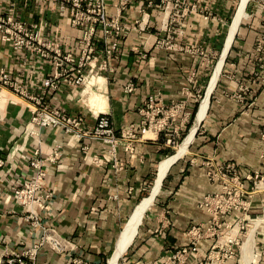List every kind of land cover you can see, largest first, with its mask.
Instances as JSON below:
<instances>
[{
    "label": "crops",
    "instance_id": "1",
    "mask_svg": "<svg viewBox=\"0 0 264 264\" xmlns=\"http://www.w3.org/2000/svg\"><path fill=\"white\" fill-rule=\"evenodd\" d=\"M173 1L137 0L120 13L118 0H104L108 17L118 18L125 27L119 56L107 59V45L98 31L96 59L92 63L95 68L92 72L89 66L83 70L86 81L82 86L61 79L58 90L46 88V79L54 75L53 61L32 50H14L1 35L0 69L32 97H43L44 107L82 116L88 130L96 127L100 114H107L118 137L123 126L140 123L139 111L147 101L167 106L184 100L191 111L214 64L210 56L220 51L215 66L219 63L236 11L222 47L225 20L235 0H185V10L178 18ZM59 3L0 0V15L14 5L17 20L29 28L35 26L40 40L61 43L63 52L78 60L84 29L71 25L70 14L61 12ZM256 7L251 23L236 35L227 56L229 61H224V73L221 72L213 97L210 95L208 117L202 122L206 120L192 156L171 168L165 191L147 212L125 264H169V257L190 246L189 230L208 223L210 217L201 203L207 195L218 193L220 186L209 181L200 162L191 164V160L231 162L243 177L255 172L264 176V51L259 54L256 50L264 38V5L258 3ZM104 62L107 68H102ZM67 67L75 77L76 67ZM130 83L136 86L132 94L125 91ZM34 106L32 99L26 100L9 90L0 95V157L5 160L0 168V261L8 253L39 243L46 231L54 230L65 240V250L43 247L38 264H107L153 176L156 174L154 185L159 175L160 162L169 147L165 135L149 134L135 141L133 152L125 149L123 141L115 147L90 138L78 142L62 127L33 125ZM57 144L62 145V157L47 165L44 181V191L51 193L52 198L48 208L34 209L39 225L33 226L29 209L11 196L16 187L33 178L30 160L35 151L39 149L41 158H45ZM190 153L189 150L187 155ZM252 185L247 182L248 190ZM263 207L264 189L253 194L249 212L251 219L258 218L255 230L250 234L246 231L251 240L246 248L252 252L250 264H264ZM241 216L226 220L233 225ZM234 228L220 240L221 244L244 236L234 233ZM215 242L214 238L202 240L198 253L190 255L186 264H201ZM244 244L238 259L227 264H248Z\"/></svg>",
    "mask_w": 264,
    "mask_h": 264
},
{
    "label": "built area",
    "instance_id": "2",
    "mask_svg": "<svg viewBox=\"0 0 264 264\" xmlns=\"http://www.w3.org/2000/svg\"><path fill=\"white\" fill-rule=\"evenodd\" d=\"M50 1V0H46ZM59 9L63 13L71 16V25L74 28H83L84 33L81 39V56L77 60L73 54H65L59 42L50 40L42 41L36 32V27H27L16 18V11L12 5L8 11L0 15V35L6 43H11L14 50H32L46 60H52L54 64V75L46 79L44 86L48 89L58 90L60 80L72 83L76 86L85 84L86 76L83 70L91 67V72L95 68L92 63L96 59L97 34L101 31L102 38L107 45V59H117L120 51V39L124 31V26L118 18H110L106 13L104 0H59ZM137 0H118L119 12L126 11L133 2ZM150 3L152 0H148ZM264 5V0H260ZM173 10L176 17H180L185 10V0H174ZM209 16H206L207 20ZM259 54L264 51V38L256 47ZM67 65L75 66V77L70 75ZM102 68H107L104 62ZM9 90L20 95L26 100L35 101V108L32 111V124L37 127H62L66 134L80 142L83 138L100 140L105 144L115 147L119 141L125 142V149L129 152L134 150V142L148 137L149 134L159 137L165 135L166 145L174 144V137L179 135L180 127L186 125L191 118V111H188L187 102L184 100L172 102L170 105H161L150 100L140 109L142 120L138 125L130 124L123 126L120 136L116 135L115 128L107 114H100L97 117V124L93 130L84 127L82 116H70L62 113L59 109L50 110L43 106V97H32L29 91L18 82L11 79L9 74L0 69V95L2 91ZM245 90V88H242ZM126 93L132 94L136 91L133 83L127 85ZM261 137L264 140V126ZM62 145L57 144L53 148L52 154L41 158L40 150L37 149L30 160V167L33 178L23 182L13 190L12 199L29 209V218L33 221V226H38V215L35 208L46 209L52 194L44 191V181L47 175L48 164L56 163L62 157ZM264 164V155L261 156ZM201 163L207 171V177L212 184H218L220 191L204 197L201 207L209 215L207 224L193 226L189 232V247L178 250L169 257V264H186L190 255L198 253L199 243L207 238L216 239L210 253L201 264H227L230 260H237L239 251L241 252L244 243V236L230 239L227 243L221 244L220 240L241 221L249 223L252 196L257 191L264 189V176L255 172L253 175L243 177L237 165L231 162L216 164L213 159L202 158L193 159L191 164ZM5 164V160L0 157V168ZM247 182H252L251 190L247 188ZM264 208V207H263ZM241 214L236 223L228 222L226 218ZM248 217V218H246ZM264 217V212H263ZM245 232V227L242 228ZM241 232V233H242ZM49 246L56 251H64L66 242L54 230H48L39 243L19 252H11L0 261V264H38L39 251Z\"/></svg>",
    "mask_w": 264,
    "mask_h": 264
},
{
    "label": "bare ground",
    "instance_id": "3",
    "mask_svg": "<svg viewBox=\"0 0 264 264\" xmlns=\"http://www.w3.org/2000/svg\"><path fill=\"white\" fill-rule=\"evenodd\" d=\"M251 0H241L239 3V6L236 10L235 16L233 17V20L229 27V32L226 37L225 45L223 47L219 63L212 74V79L210 81L209 87L206 96L203 98V100L200 103L199 110L195 119V125L194 127L189 131L188 135L184 139V141L179 144L176 148V152L173 155L166 156L161 162L159 166V172L158 177L155 180V183L147 197L142 199L136 206L134 212L130 216L129 220L125 224V227L122 231V234L117 242L116 247L114 248V251L112 255L110 256L107 264H119V261L124 256L127 248L132 244V242L135 240L136 235L138 233L139 227L142 224L145 214H147L146 211H149L154 203L155 199L158 196V194L162 191L163 183L167 175L169 174L172 166L180 159L184 158L189 153V148L194 142V138L196 134L198 133L199 127L201 126L203 120L206 118V115L209 110V101H210V95L214 91L217 82L219 80V77L222 72L223 64L225 59L228 56V53L230 49L232 48L233 41H235L236 35L238 33V30L240 29L242 23L244 20L249 18L248 13V5ZM248 218V217H246ZM258 221L251 220L249 223H244L241 221L236 227L234 228V233L238 234L239 230H242V228L245 227L249 234L255 230V227L258 225ZM231 233V232H230ZM247 238L245 241V244L243 246V250H245L247 247H249L247 244L251 242L248 234H246ZM236 237V236H235ZM246 261L248 264H250V259L252 257V252L245 250ZM244 258V259H245Z\"/></svg>",
    "mask_w": 264,
    "mask_h": 264
},
{
    "label": "rangeland",
    "instance_id": "4",
    "mask_svg": "<svg viewBox=\"0 0 264 264\" xmlns=\"http://www.w3.org/2000/svg\"><path fill=\"white\" fill-rule=\"evenodd\" d=\"M240 1L241 0H235V2H234V4H233V7H232V9H231V13L228 15V18L225 20V22H226V25H225V29H224V32H223V35H222V37H223V43H224V39H225V37H226V34H227V30H228V26H229V24H230V22H231V20H232V17H233V15H234V13H235V11L237 10V6H239L238 4L240 3ZM258 3H260V0H251L250 1V3H249V5H248V13H249V18L248 19H246V20H244L243 21V23H242V25H241V27H240V30H239V32H238V34H237V37L239 36V33L242 31L241 29H243V27H245L246 25H248L249 23H251V21H252V14H253V12L256 10V5L258 4ZM261 4V3H260ZM237 37H236V39H237ZM236 39H235V41H236ZM235 44V42L233 41V44H232V46ZM223 46V45H222ZM219 54H220V51L218 52V53H215V54H213L212 56H210V60L211 61H214V64H213V66H212V69H211V71L209 72V75L207 76V81H206V85H205V87H204V89H203V91L197 96V102H195V104L196 103H198L199 104V102H201L202 100H203V98L205 97L204 96V93H205V90H206V86H207V83H208V81H209V79H210V77H211V74H212V72H213V69H214V67H215V64L217 63V61H218V58H219ZM225 64H226V62H225ZM223 73H224V69H223V72H222V75H223ZM222 75H221V77H222ZM221 79V78H220ZM218 87V86H217ZM215 91H216V89H215ZM215 91H214V93H215ZM214 93L212 94V97H213V95H214ZM207 117H208V115H207ZM207 119V118H206ZM206 121V120H205ZM205 121H204V123H205ZM189 122H190V119H189ZM189 122L186 124V125H183V126H181L180 127V130H179V135H176L175 137H174V144H172L171 146H169L168 147V149H167V152H166V156H168L167 155V153L169 152V151H171L170 153V155H172V154H174L175 152H176V148H177V146L179 145V144H181L183 141H184V139L186 138V136L188 135V133H189V131L194 127V125H195V120H194V123H193V125L188 129V124H189ZM204 123H203V125H204ZM203 130V126H201V128H200V130H199V132H201ZM196 143H197V138L195 139V141H194V144L192 145V146H190L191 148H189V150H190V154L189 155H187V156H185V158L184 159H182V160H180L177 164H175L173 167H172V169L174 168V167H176L178 164H180L181 162H184L185 160H187V159H189L191 156H192V153H193V148H194V146L196 145ZM172 169H171V171H172ZM170 171V172H171ZM170 172H169V174L168 175H170ZM155 176H156V174L153 176V179L151 180V184L149 185V192H148V194L150 193V190H151V187L153 186V182H154V178H155ZM166 180V179H165ZM165 185V186H164ZM165 188H166V182L164 181V184H163V187H162V192H160L161 194L157 197V199H159V197H161L162 195H163V193H164V191H165ZM146 196V195H145ZM144 198V197H143ZM157 199H156V201H155V204H156V202H157ZM240 223V222H239ZM238 223V224H239ZM236 227V226H235ZM141 228V227H140ZM140 230V229H139ZM247 229H245V232H242L241 230H239L238 232L240 233V234H243L244 235V242L246 241V238H247V236H246V234H247ZM242 232V233H241ZM127 255H128V251L126 252V254H124V256L121 258V260L119 261V264H125V260H126V258H127Z\"/></svg>",
    "mask_w": 264,
    "mask_h": 264
},
{
    "label": "trees",
    "instance_id": "5",
    "mask_svg": "<svg viewBox=\"0 0 264 264\" xmlns=\"http://www.w3.org/2000/svg\"><path fill=\"white\" fill-rule=\"evenodd\" d=\"M226 30V29H225ZM223 45V42H222V44H221V46ZM223 47V46H222ZM222 47H221V49H222ZM220 49V50H221ZM229 61V57L227 58V60H226V63ZM212 100V99H211ZM198 103H196L193 107H192V109H191V118H190V122H189V124H188V129L192 126V124H193V122H194V120H195V116H196V113H197V110H198ZM202 126H203V124H202ZM199 133L200 132H198V134H197V136H196V138H198V136H199ZM171 151H169L168 153H167V155H170L171 153H170ZM167 179H168V177L166 178V180H165V182L167 181ZM151 184V183H150ZM165 186V185H164ZM150 188V187H149ZM148 192H149V189H148V191L144 194V198L145 197H147L149 194H148ZM146 195V196H145ZM157 201H158V199H157ZM157 203V202H156ZM131 248V247H130ZM129 248V249H130ZM106 264V263H105Z\"/></svg>",
    "mask_w": 264,
    "mask_h": 264
},
{
    "label": "water",
    "instance_id": "6",
    "mask_svg": "<svg viewBox=\"0 0 264 264\" xmlns=\"http://www.w3.org/2000/svg\"><path fill=\"white\" fill-rule=\"evenodd\" d=\"M197 135V134H196ZM196 138V137H195ZM157 198V197H156ZM146 212H148V211H146ZM146 215V214H145ZM144 218H145V216H144ZM144 218H143V220H144ZM142 223H143V221H142ZM134 242H132V244H133ZM132 244L127 248V250H126V252L128 251V249L132 246ZM126 252H125V254H126Z\"/></svg>",
    "mask_w": 264,
    "mask_h": 264
}]
</instances>
